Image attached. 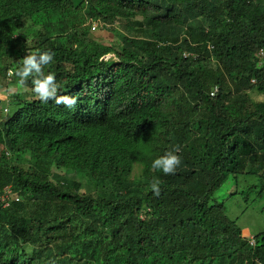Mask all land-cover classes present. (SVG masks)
I'll use <instances>...</instances> for the list:
<instances>
[{
    "label": "trees",
    "instance_id": "trees-1",
    "mask_svg": "<svg viewBox=\"0 0 264 264\" xmlns=\"http://www.w3.org/2000/svg\"><path fill=\"white\" fill-rule=\"evenodd\" d=\"M85 2L101 28L125 24L130 48L117 51L84 27L72 47L57 46L53 24L28 49V22L77 2L0 0V75L7 61L10 89L19 90L0 128V264H264V230L245 237L216 197L225 184L256 178L229 198L264 200V102L242 101L238 116L223 111L241 84L251 86L246 96L264 93L256 57L264 0ZM42 52L54 56L43 74L56 77L58 95L78 98L74 108L42 103L32 76L19 83L21 59ZM176 145V174L151 167ZM54 164L65 171L53 173ZM76 174L100 193L82 194ZM8 187L20 199L6 205Z\"/></svg>",
    "mask_w": 264,
    "mask_h": 264
},
{
    "label": "rangeland",
    "instance_id": "rangeland-1",
    "mask_svg": "<svg viewBox=\"0 0 264 264\" xmlns=\"http://www.w3.org/2000/svg\"><path fill=\"white\" fill-rule=\"evenodd\" d=\"M77 2V7L74 9H69L64 13L55 15L51 18V21H48L44 19L43 21L38 19L35 22V26H33L31 22H28L26 27L24 28V33L26 36H29L30 39H32V42L28 44V49H33V47L41 45L46 42L45 33L47 29H51L54 24V30L53 34L56 38L54 41V44L57 46H67L72 47L74 44V39L71 36H76V34L81 35L83 33L82 27L87 29L86 31L90 33L92 31V35L94 37H104L108 40L112 41L113 45L115 44L117 51H122L121 49L123 47L130 48L129 42H124L122 35H128L127 30L125 31V24L122 22H117L114 24L115 31L111 28H101L100 26L97 27V31L93 30V26H97L98 21H95L92 19V17L88 14V9L86 7L85 0H75ZM138 21L141 20V18H137ZM134 22L130 21L129 24H133ZM47 27V29H46ZM138 31L140 30V27H138ZM163 32H168L169 29L167 26H164L160 29ZM141 34L138 32H135L133 34L134 37H137ZM88 39V36L86 37ZM119 40L123 42L122 46H119ZM51 42L50 40H47ZM110 58V57H108ZM107 58V59H108ZM1 65L3 67V73L0 75V101H3L0 103V128L4 121H6L7 118L4 117V108H8L9 113L11 111V115L15 112V105H11L9 101H11V95L15 92H19V90H15V84L11 86L9 80L7 79V61L1 62ZM246 89L251 88L250 84H244ZM242 84H241V91L238 96H234L230 98L229 102L224 107L223 111L226 115L228 114H235L238 116L240 108H241V102L245 101L250 98V100H253L255 102H264V93L257 92L256 90L250 91L248 93V97L242 92L243 90ZM23 87L20 89L22 90ZM244 91V90H243ZM21 93L29 94L30 91L25 88L24 91H20ZM2 107V108H1ZM3 111V112H2ZM240 117V115H239ZM27 160V156H20V161L25 162ZM65 171V169H57V166L54 164L52 168L53 173L59 174V172ZM75 180H79L83 183V187L81 189L82 194H93L96 193L99 194L98 191H91L88 189L89 182L86 178H81L78 174L74 177ZM259 181L256 178H248L243 179L240 182V185H236L235 183L232 184H225V186L219 191L217 194V200L220 202L225 201L226 208L228 207V214L232 218H240L239 224L243 228V234L245 237H250L256 234L257 232L264 230V212L262 211V206L264 205V200H256L253 205L250 202H254V198L256 199V196L252 195L250 197V202L246 203L243 199V196L238 195L235 198L230 199L229 197L232 194H235L237 192V188L243 189L248 184H257ZM229 199V200H227ZM61 204L60 206H62ZM61 214L63 213V208L60 209ZM67 210L65 211V213ZM233 264H244L241 259L237 260Z\"/></svg>",
    "mask_w": 264,
    "mask_h": 264
},
{
    "label": "clouds",
    "instance_id": "clouds-1",
    "mask_svg": "<svg viewBox=\"0 0 264 264\" xmlns=\"http://www.w3.org/2000/svg\"><path fill=\"white\" fill-rule=\"evenodd\" d=\"M100 26L98 22L97 26H93V30H96L97 27ZM263 53V54H262ZM256 57H260L258 67H261L264 59V51H260L256 54ZM54 59V56L50 52H42V53H31L26 55L22 60V66L17 71V76L20 78L19 83H25L26 79L29 76H32V90L36 97L42 103H48L50 100L54 101L55 104L60 105L63 104L67 108H74L77 104V97L68 96V95H58V88L56 83V77L49 73L44 75L42 72V67L51 63ZM12 72V74H10ZM14 71L10 69L7 73V78H13ZM255 83V80H252ZM218 89L216 88L212 96L217 93ZM5 118L11 115V111L9 113L8 108H4ZM180 152L179 145L173 146L169 150H167L162 156L155 158L152 161L151 167L153 169H157L162 171L164 175H174L177 172V169L182 164V158L178 154ZM161 181L159 179L154 178L149 184L150 191L156 196L159 197L161 194L160 188ZM7 191H11L14 198L18 197L16 194L12 192V190L8 187L5 189V193ZM5 195V194H4ZM3 197V196H2ZM1 197V198H2ZM11 200H15V199ZM19 198V197H18ZM20 199V198H19ZM9 203V201H8ZM9 205V204H8Z\"/></svg>",
    "mask_w": 264,
    "mask_h": 264
},
{
    "label": "built area",
    "instance_id": "built-area-1",
    "mask_svg": "<svg viewBox=\"0 0 264 264\" xmlns=\"http://www.w3.org/2000/svg\"><path fill=\"white\" fill-rule=\"evenodd\" d=\"M262 54H263V53H262ZM10 74H12V72H10ZM13 198H14V196H13V194L11 193V191H7L6 194L1 198V200L4 201L6 205H8V204H9L8 201H10V200L13 199ZM14 199H15L16 201L19 200L18 197H15ZM254 244H255L254 240H251V245H254Z\"/></svg>",
    "mask_w": 264,
    "mask_h": 264
}]
</instances>
